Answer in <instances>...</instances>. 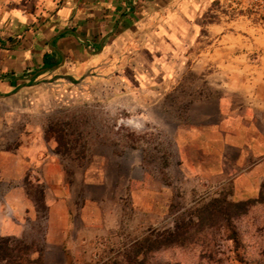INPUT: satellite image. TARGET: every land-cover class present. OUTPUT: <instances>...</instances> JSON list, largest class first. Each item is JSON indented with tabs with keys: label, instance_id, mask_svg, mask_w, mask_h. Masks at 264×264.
<instances>
[{
	"label": "rangeland",
	"instance_id": "374dc122",
	"mask_svg": "<svg viewBox=\"0 0 264 264\" xmlns=\"http://www.w3.org/2000/svg\"><path fill=\"white\" fill-rule=\"evenodd\" d=\"M143 29L102 66L0 96V264H126L151 229L220 193L239 201L206 174L237 154L213 127L264 131V0H175ZM51 121L70 134L67 154L45 135ZM234 224L236 242L217 229L208 246L144 262L264 264V202Z\"/></svg>",
	"mask_w": 264,
	"mask_h": 264
},
{
	"label": "crops",
	"instance_id": "0c3cea01",
	"mask_svg": "<svg viewBox=\"0 0 264 264\" xmlns=\"http://www.w3.org/2000/svg\"><path fill=\"white\" fill-rule=\"evenodd\" d=\"M173 1L0 0V96L17 90L40 73L55 70L52 66L62 59L63 65L56 69L65 68L75 74L93 65L102 66L104 58L113 57L118 43L144 36V26ZM49 62L54 63L45 67ZM218 104L221 107L220 101ZM213 130L219 144L237 149V154L227 161L221 152L223 164L208 170L207 179L219 184L230 181L234 200L255 197L264 181V131L248 132L239 127L227 135L225 129Z\"/></svg>",
	"mask_w": 264,
	"mask_h": 264
},
{
	"label": "trees",
	"instance_id": "16d2710c",
	"mask_svg": "<svg viewBox=\"0 0 264 264\" xmlns=\"http://www.w3.org/2000/svg\"><path fill=\"white\" fill-rule=\"evenodd\" d=\"M53 63L49 62L45 67ZM45 135L55 140L57 153H68L70 134L66 132L62 122L51 121L45 128ZM40 192L42 195V191ZM229 195L230 192L220 193L194 207L188 211L187 218L175 220L172 229H151L143 237L134 240L124 252L126 264H145L144 258L147 254L171 246L183 247L189 244L208 246L209 236L212 237L213 230L217 229L223 230L226 239L236 242L237 231L234 221L246 214L254 203L264 202V181L256 198L233 201L228 198Z\"/></svg>",
	"mask_w": 264,
	"mask_h": 264
},
{
	"label": "water",
	"instance_id": "95a60500",
	"mask_svg": "<svg viewBox=\"0 0 264 264\" xmlns=\"http://www.w3.org/2000/svg\"><path fill=\"white\" fill-rule=\"evenodd\" d=\"M101 45H102V43H101ZM61 65H63V59H62V61L59 64L52 66V69H56V68H58Z\"/></svg>",
	"mask_w": 264,
	"mask_h": 264
}]
</instances>
